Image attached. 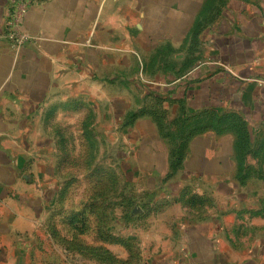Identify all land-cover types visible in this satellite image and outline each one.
Returning a JSON list of instances; mask_svg holds the SVG:
<instances>
[{"label":"crops","instance_id":"0c3cea01","mask_svg":"<svg viewBox=\"0 0 264 264\" xmlns=\"http://www.w3.org/2000/svg\"><path fill=\"white\" fill-rule=\"evenodd\" d=\"M12 1L0 0V264L38 253L59 185L57 120L90 104L94 118L123 128L142 108L140 71L167 118L208 112L213 123L171 176L172 144L153 114L123 128L133 179L167 202L152 212L166 233L146 261L264 264V0H27L21 26L35 41L20 48L6 35ZM228 112L252 135L244 179L237 134L216 120Z\"/></svg>","mask_w":264,"mask_h":264},{"label":"rangeland","instance_id":"374dc122","mask_svg":"<svg viewBox=\"0 0 264 264\" xmlns=\"http://www.w3.org/2000/svg\"><path fill=\"white\" fill-rule=\"evenodd\" d=\"M143 75H137L135 107H151L159 100L144 94L148 82ZM77 110L57 120L56 201L41 229L38 253L24 264H151L146 260L156 247L150 243L166 233L159 229L164 219L152 212L167 202L153 201L144 184L133 179L135 146L124 121L123 128L112 129L111 121L87 120L95 113L94 105H87L84 116ZM86 121L91 122L88 128L82 127ZM68 126L66 133L58 132ZM75 214L82 217L78 226L85 218L88 230L74 227Z\"/></svg>","mask_w":264,"mask_h":264},{"label":"trees","instance_id":"16d2710c","mask_svg":"<svg viewBox=\"0 0 264 264\" xmlns=\"http://www.w3.org/2000/svg\"><path fill=\"white\" fill-rule=\"evenodd\" d=\"M198 34V25L195 27L193 36ZM195 38H193L194 40ZM159 100L156 103L151 105V107L144 106L137 111H130L127 116H125L124 124L129 125L134 122L138 117L143 115L146 112H151L153 117L161 131V133L167 137L171 141L170 147V156H171V164L170 170L168 172V176L173 175L182 165L183 160L186 155L187 145L192 136L197 134L198 132L204 130L205 127L212 125V121H210L211 116L208 112H204L198 116H179L173 119L171 122L167 120V110L162 106V100L157 97ZM184 109V107H183ZM93 116H88V121H91ZM217 123H230V126L235 130L237 134V157L239 159V171L241 178L244 179L247 175H249L250 170L247 166H245V162L247 159V155L252 152V135L248 128L247 122L242 115L235 112H228L217 117ZM92 122V121H91ZM89 122V123H91ZM89 123L84 122L85 128L90 127ZM173 124L176 125V128L173 129ZM90 130H87L89 133ZM75 214L71 219V223L74 227L80 231H86L89 229L85 218L83 222V226L79 227L78 224L82 217ZM88 245L84 243V247Z\"/></svg>","mask_w":264,"mask_h":264},{"label":"built area","instance_id":"2783aa9c","mask_svg":"<svg viewBox=\"0 0 264 264\" xmlns=\"http://www.w3.org/2000/svg\"><path fill=\"white\" fill-rule=\"evenodd\" d=\"M27 8V0H13L5 14L6 35L19 48L35 41V37L24 31L21 26Z\"/></svg>","mask_w":264,"mask_h":264}]
</instances>
